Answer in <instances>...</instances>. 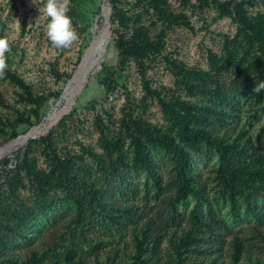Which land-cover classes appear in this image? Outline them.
I'll return each instance as SVG.
<instances>
[{
	"label": "rangeland",
	"instance_id": "1",
	"mask_svg": "<svg viewBox=\"0 0 264 264\" xmlns=\"http://www.w3.org/2000/svg\"><path fill=\"white\" fill-rule=\"evenodd\" d=\"M107 1V52L71 110L3 157L21 151L0 190V264H264V0L70 1L79 38L63 50L46 0H0V145L57 104Z\"/></svg>",
	"mask_w": 264,
	"mask_h": 264
},
{
	"label": "bare ground",
	"instance_id": "2",
	"mask_svg": "<svg viewBox=\"0 0 264 264\" xmlns=\"http://www.w3.org/2000/svg\"><path fill=\"white\" fill-rule=\"evenodd\" d=\"M108 13L107 3L102 7V24L94 23L92 27V37L84 48L85 56L81 65L76 66L75 74L70 77L65 84L59 101L54 105L39 122L33 124L25 132H22L14 138L0 145V160L7 154L12 153L20 146H23L29 139L45 134L56 125L71 110L77 96L81 93L86 85L90 72L100 62L101 58L107 52L110 37L108 36V28L106 16ZM111 13V12H110ZM101 23V22H100ZM100 68V67H99ZM74 73V72H73Z\"/></svg>",
	"mask_w": 264,
	"mask_h": 264
},
{
	"label": "clouds",
	"instance_id": "3",
	"mask_svg": "<svg viewBox=\"0 0 264 264\" xmlns=\"http://www.w3.org/2000/svg\"><path fill=\"white\" fill-rule=\"evenodd\" d=\"M70 0H46L43 14L48 18L47 37L52 46L58 50L68 49L79 38L71 16ZM41 12V10H40ZM11 51L7 36L0 37V79L4 78L8 69L6 53ZM264 90V81L257 84L254 91Z\"/></svg>",
	"mask_w": 264,
	"mask_h": 264
},
{
	"label": "trees",
	"instance_id": "4",
	"mask_svg": "<svg viewBox=\"0 0 264 264\" xmlns=\"http://www.w3.org/2000/svg\"><path fill=\"white\" fill-rule=\"evenodd\" d=\"M73 3H76L78 0H70ZM223 4L225 6H230L232 3L230 0H224ZM233 9L235 11V14L237 16V19L239 22L243 23V16H244V9L243 5L240 2H236L233 5ZM127 46H125V43L120 42L118 43V63L122 62L124 59V50ZM25 132V131H24ZM215 146L218 149L219 156H220V174H221V180L224 183V186L229 190H237L238 185L240 183V174L236 173V169L232 165V161L228 157L227 149L217 141L215 142ZM21 157V151L18 150L13 153L12 157L2 158L0 160V180H3L0 182V190L3 182H7L11 179V174L14 170H16L19 166V161ZM251 186L256 187L257 183L255 181H251ZM3 195V191H0V196ZM75 199L77 200V205H79V210L81 211V199L78 195H74ZM7 264V263H4Z\"/></svg>",
	"mask_w": 264,
	"mask_h": 264
},
{
	"label": "water",
	"instance_id": "5",
	"mask_svg": "<svg viewBox=\"0 0 264 264\" xmlns=\"http://www.w3.org/2000/svg\"><path fill=\"white\" fill-rule=\"evenodd\" d=\"M107 8H108V13H107V16H106V21H107V28H108V36H111V29H110V12H111V6H110V3L107 1ZM85 52L86 51H83L82 52V55H81V57H80V60H79V62H78V64H77V66H79V65H81V62H82V60H83V58H84V56H85ZM100 67V65L98 66V68ZM77 70V69H76ZM75 70V71H76ZM75 71H74V73H72L73 75L75 74ZM73 75H71V76H73ZM72 78V77H71ZM69 81V80H68ZM67 81V82H68Z\"/></svg>",
	"mask_w": 264,
	"mask_h": 264
}]
</instances>
